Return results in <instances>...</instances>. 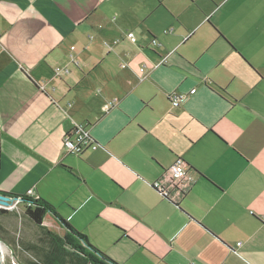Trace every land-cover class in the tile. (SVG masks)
Returning <instances> with one entry per match:
<instances>
[{"label": "crops", "instance_id": "crops-1", "mask_svg": "<svg viewBox=\"0 0 264 264\" xmlns=\"http://www.w3.org/2000/svg\"><path fill=\"white\" fill-rule=\"evenodd\" d=\"M31 189L117 264H264V0H0V191Z\"/></svg>", "mask_w": 264, "mask_h": 264}, {"label": "trees", "instance_id": "trees-1", "mask_svg": "<svg viewBox=\"0 0 264 264\" xmlns=\"http://www.w3.org/2000/svg\"><path fill=\"white\" fill-rule=\"evenodd\" d=\"M0 195L8 197L10 200H18L25 207L27 218L43 230L49 238L51 250L45 256L43 264H117L93 247L87 236L78 232L63 219L49 203L1 191ZM7 212L0 210V213ZM0 240H2L1 235Z\"/></svg>", "mask_w": 264, "mask_h": 264}, {"label": "rangeland", "instance_id": "rangeland-1", "mask_svg": "<svg viewBox=\"0 0 264 264\" xmlns=\"http://www.w3.org/2000/svg\"><path fill=\"white\" fill-rule=\"evenodd\" d=\"M114 64L119 69L121 63L115 62ZM6 206L8 212L0 213L1 242L6 251L2 264H43L45 256L51 250L49 238L43 230L27 218L25 207L22 204L18 203L16 206L9 204ZM87 232L93 238L102 237L100 233L94 230ZM242 233L235 230L229 231L231 236H242ZM236 253L238 255V251Z\"/></svg>", "mask_w": 264, "mask_h": 264}, {"label": "built area", "instance_id": "built-area-1", "mask_svg": "<svg viewBox=\"0 0 264 264\" xmlns=\"http://www.w3.org/2000/svg\"><path fill=\"white\" fill-rule=\"evenodd\" d=\"M165 33H169V30H166ZM128 38L132 41H135L134 33H129ZM153 44L157 45V42L154 40ZM144 70L145 69L142 68L141 72H144ZM56 71L57 73H60L59 69H57ZM169 99L174 107H179L186 100V98L177 94L171 95ZM63 149L65 153L81 156L87 150H97L98 145L92 139L87 127L83 125H78L74 128L71 133L67 134L64 137ZM168 176L169 187L161 181L155 182L153 187L156 191H158L160 195L171 200L172 191H176L179 193L184 192L185 185L191 181V176L189 175V172L182 160L176 161L170 167L168 171ZM26 196L28 198L34 199L33 189L29 190ZM18 203V200L11 199L10 201L11 206H16V204ZM0 210L8 211V207L0 203ZM237 245L239 246L240 243Z\"/></svg>", "mask_w": 264, "mask_h": 264}, {"label": "bare ground", "instance_id": "bare-ground-1", "mask_svg": "<svg viewBox=\"0 0 264 264\" xmlns=\"http://www.w3.org/2000/svg\"><path fill=\"white\" fill-rule=\"evenodd\" d=\"M5 247L2 242H0V264L3 263V260L5 258Z\"/></svg>", "mask_w": 264, "mask_h": 264}, {"label": "water", "instance_id": "water-1", "mask_svg": "<svg viewBox=\"0 0 264 264\" xmlns=\"http://www.w3.org/2000/svg\"><path fill=\"white\" fill-rule=\"evenodd\" d=\"M10 198L6 197V196H1L0 195V203L3 205H9L10 204ZM1 242V240H0Z\"/></svg>", "mask_w": 264, "mask_h": 264}]
</instances>
